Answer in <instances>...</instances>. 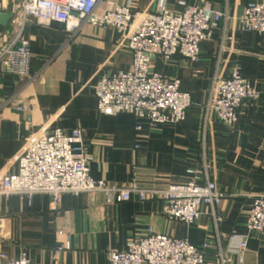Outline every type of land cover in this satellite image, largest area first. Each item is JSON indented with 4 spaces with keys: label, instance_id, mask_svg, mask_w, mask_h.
Returning <instances> with one entry per match:
<instances>
[{
    "label": "crops",
    "instance_id": "1",
    "mask_svg": "<svg viewBox=\"0 0 264 264\" xmlns=\"http://www.w3.org/2000/svg\"><path fill=\"white\" fill-rule=\"evenodd\" d=\"M163 1L174 14L182 11L178 1H184L188 6L207 3L228 17L224 30L221 24L200 44L198 62L179 56L153 59L154 72L178 79L180 90L189 95L185 119L156 126L142 121L135 134L131 115H101L93 86L101 76L128 71L132 64L130 52L116 50V32L88 25L68 32L61 24L32 22L24 32L31 55L28 75L17 77L0 70V176L17 171L15 158L28 136L42 128L60 129L68 136L81 129L94 180L118 187L134 180L142 190H161L191 178L199 185L207 179L227 195L214 209L222 222L214 224L206 206L200 207L191 226L168 221L159 200L140 202L135 196L114 204L102 195H64L57 211L51 210L45 195L10 196L0 198V215L9 217L6 238L0 241L4 256L0 264L21 254L31 264H53L57 229L70 236V250L59 256L60 264H108V250L123 249L128 240L144 237L149 230L185 239L198 249L211 243L204 264H218L217 235L246 232L252 200L264 196V37L244 32L237 18L247 4L263 0ZM127 2L99 0L96 13ZM130 2L133 13L155 11L157 4V0ZM7 27L8 23L0 26V31ZM233 70L259 93V99L243 102L231 127L212 115L204 124L203 108L214 75L227 78ZM219 240L225 250L226 239ZM230 250L227 264H264V234L249 233L241 255Z\"/></svg>",
    "mask_w": 264,
    "mask_h": 264
},
{
    "label": "built area",
    "instance_id": "2",
    "mask_svg": "<svg viewBox=\"0 0 264 264\" xmlns=\"http://www.w3.org/2000/svg\"><path fill=\"white\" fill-rule=\"evenodd\" d=\"M98 4L99 0H0V15L11 16L7 29L0 31V70L17 77L28 75L31 55L24 32L32 22L43 26L61 24L68 32L83 25L112 29L118 36L116 50L130 52L132 64L128 71L101 76L93 86L98 112L110 117L120 113L131 115L135 134L141 131L142 121L152 126L182 122L190 97L180 90L178 79L154 72L153 59L179 56L191 63L198 62L200 44L209 40L221 24L225 29L227 14L207 3L188 6L184 1H178L182 11L174 14L164 8L163 0H157L155 11L133 13L128 0L123 6L98 14ZM237 23L244 32L264 37V0L247 4ZM258 99L259 93L237 70L227 78L215 74L203 108L204 124L212 115L231 127L243 102ZM84 136L81 129L73 130L68 136L60 129L47 128L28 136L15 158L17 171L0 176V198L30 199L45 195L50 198L51 210L57 211L64 195H102L114 204L130 201L135 196L140 202L159 200L168 221L191 226L200 216V207L206 206L214 224L222 222L214 209L227 195L207 179L199 185L191 178L184 184H170L161 190H142L134 180L125 187L94 180L90 176ZM188 174L193 177L194 172ZM8 222L9 217L0 215V241L6 238ZM245 226V233L217 235L218 264L229 262L230 248L237 255L243 254L249 233L264 234V196L253 198ZM221 237L226 239L225 250L220 244ZM55 240L53 264H60L59 256L70 250L68 231L57 229ZM212 247L213 244L205 243L198 249L185 239L149 230L144 237L128 240L123 249L108 250L107 257L108 264H204L205 251ZM5 264H31V261L26 254H21Z\"/></svg>",
    "mask_w": 264,
    "mask_h": 264
},
{
    "label": "water",
    "instance_id": "3",
    "mask_svg": "<svg viewBox=\"0 0 264 264\" xmlns=\"http://www.w3.org/2000/svg\"><path fill=\"white\" fill-rule=\"evenodd\" d=\"M10 19H11V16L9 14H1L0 15V26L5 27Z\"/></svg>",
    "mask_w": 264,
    "mask_h": 264
}]
</instances>
